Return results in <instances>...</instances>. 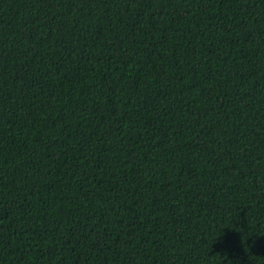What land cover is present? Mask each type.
<instances>
[{
    "label": "trees",
    "instance_id": "obj_1",
    "mask_svg": "<svg viewBox=\"0 0 264 264\" xmlns=\"http://www.w3.org/2000/svg\"><path fill=\"white\" fill-rule=\"evenodd\" d=\"M0 264H264V0H0Z\"/></svg>",
    "mask_w": 264,
    "mask_h": 264
}]
</instances>
